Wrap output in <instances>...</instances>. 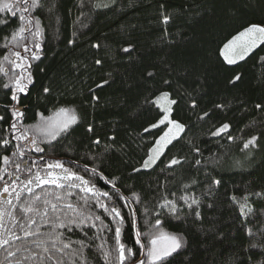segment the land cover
<instances>
[{"label":"trees","instance_id":"16d2710c","mask_svg":"<svg viewBox=\"0 0 264 264\" xmlns=\"http://www.w3.org/2000/svg\"><path fill=\"white\" fill-rule=\"evenodd\" d=\"M42 3V8L30 10L31 16H38L41 21L43 36L37 42L42 47L37 49L33 38L25 32V39L13 48L29 59L31 52L40 56L39 60H30L33 83L28 85L25 93L19 94L20 107L27 111L17 122L8 111L15 103L11 101V93L0 87V116L5 117L0 121V138H11L4 131L10 123H18L23 129L39 122L37 113L51 115L61 105L76 108L82 120L73 125L70 135L41 144L44 153L32 151L23 159L28 160L29 166L36 160L38 168L33 169V174L40 170L42 175L47 171L46 163L64 162L65 167L83 175L100 192H109L111 200L103 196L98 199L109 208L120 209L124 217L123 223H119V218L113 220L95 206L97 198L91 193L71 189L73 195L68 198L69 202L78 211L91 214L93 219L96 215L101 216L112 230L102 229L100 220L95 221L96 228L85 226L87 236L79 229L69 232L57 228V232L65 234V242L72 241V248L65 249L67 255L58 254L63 264H72L73 260L80 264L78 256H71L73 250L80 248V240L85 242L83 251L89 264H105L97 248L105 240V247L111 252V264H116V227L121 228V242L136 252V256L126 253L125 264H135L140 256V246L135 243L136 232L141 233V242L145 243L146 234L156 227V219L162 221L159 227L170 233L183 234L187 242L169 258V264H232L231 258L237 253L247 264L264 260L261 254L264 248L249 247L252 243L264 244V238L258 232L249 237L244 230L254 224L258 228L257 221H264V198L251 195L264 191V109L255 107L257 103H264V61L260 60L264 56V44L236 64L229 65L220 55L223 45L244 27L264 23V0H115L114 3L112 0H42ZM96 4L108 6L96 7ZM161 4L165 7L161 8ZM165 12L173 16L167 25L161 22ZM2 18L9 19V24L0 25V63L11 76L9 62L2 58L5 54L10 59L14 57L5 48L9 42L3 37L22 22L7 13H0ZM27 27L32 28V25ZM25 43L31 52H23ZM129 43L135 50L123 53L122 49ZM94 44L100 47L94 48ZM96 59H102V64H95ZM148 72H153L154 76L147 78ZM236 74L241 75V80L229 83ZM8 76L0 73V85L8 82ZM104 80L109 83L97 87ZM163 80H168L170 87L164 85ZM44 87H49L50 92L44 93ZM160 91L170 92L171 99L177 101L171 105V117L183 123L185 130L166 147L152 167L144 169L141 167L143 160L165 129L163 124L149 127L162 118L163 110L144 101L146 97L154 99ZM93 94L99 101L88 103ZM193 100L196 101L195 108L192 107ZM205 112L207 116H204ZM89 123L93 124L94 133L87 131ZM224 123L230 125L228 131L213 136L212 133ZM145 128L149 130L146 132ZM229 135L234 139L229 140ZM113 136L115 148L105 151L106 146L113 143L109 139ZM252 136H257V145L244 149V142ZM97 138L101 140L98 146L92 143ZM194 147L200 149L199 154ZM10 152L11 149L8 152L0 149V155H10ZM40 155L43 160L38 159ZM173 157L181 163L168 167ZM197 159L201 160L200 165L195 164ZM85 165L88 171L84 170ZM3 167L14 171L12 164L5 166L0 161V168ZM93 167L103 176L91 172ZM134 168L140 171L135 172ZM17 175L23 180L27 174ZM214 179L221 180V184L212 185V194L208 195ZM110 180H115V189L108 182ZM2 183L0 181V186ZM33 189L36 193L64 191L53 185L41 188L33 185ZM117 189L124 199L116 196ZM132 193L138 194L139 201ZM29 195L24 193L22 199ZM232 195H248L255 214L241 216L230 199ZM82 196L88 198L87 205L80 199ZM183 196L201 200L202 222H194L191 209L181 199ZM164 199L177 203V213L171 214L159 207ZM4 200L0 197V208L22 216L18 207L13 209ZM210 202L215 205L212 209L206 206ZM19 203L13 200V204ZM58 207L63 209L64 204ZM60 215L63 218L62 213ZM49 217L55 220L51 212ZM36 219L40 225L39 233L25 237L5 216L7 226L21 237L19 241H13L14 247L41 251L31 242L47 239L53 225L43 224L39 217ZM213 226L224 233L219 240L211 234L205 238V233H210ZM31 230L35 232L36 225ZM94 236L99 238L93 239ZM47 242L49 246L53 243L50 239ZM57 245L60 246L59 242ZM28 255L30 253L23 251L17 253L18 257ZM5 256L4 249L0 248V264H6ZM25 264L38 262L33 258ZM47 264L55 262L47 261Z\"/></svg>","mask_w":264,"mask_h":264},{"label":"snow or ice","instance_id":"6c2138e0","mask_svg":"<svg viewBox=\"0 0 264 264\" xmlns=\"http://www.w3.org/2000/svg\"><path fill=\"white\" fill-rule=\"evenodd\" d=\"M114 3L115 0H112ZM96 7H107V4H96ZM43 7L42 0H0V13L10 14L11 17L17 18L18 23L15 30L11 31L9 35H5L3 38L9 42L8 45H5V48L10 53V59L8 54L3 56L4 61L9 62V71L13 74L8 76V72L5 71V68L2 63H0V73H4L8 76V82L3 83L0 87L8 89L11 93V101L15 103L12 105L11 109L8 111L11 112V116L19 122L25 117V112L27 109H21L20 107V93H25L27 91L28 85L33 83L32 64L30 60H39L40 56L36 52H31L27 44L22 45L23 52H31V58L22 55V52L19 50H13L14 47L21 44V41L25 39V32H27L35 42V47L40 49L42 45L37 42L39 38L43 36L41 30V21L38 16H31L30 10H38ZM161 8L165 6L161 4ZM29 14V15H25ZM173 20V16L168 13H162L161 22L165 25L169 24ZM9 24V19L2 18L0 19V25L7 26ZM27 25H32V28L27 27ZM34 29V30H33ZM73 43V41H69ZM264 44V23H252L247 27H244L242 31H239L235 36H233L227 43L223 45L220 49V55L223 56L224 60L229 64H236L237 61H243L250 53L253 52L258 46ZM11 45L12 47H9ZM94 48H99V44L92 45ZM135 50V46L132 43H129L127 47L122 49L123 53H130ZM261 61H264V56L260 57ZM95 64L101 65L102 59H96ZM19 70V71H17ZM154 76L153 72L147 73V78H152ZM241 80V75L236 74L233 76L232 80L229 83H235L236 81ZM108 80H104L101 85L97 87H102L103 85L108 84ZM164 85L170 87V82L168 80H163ZM91 91V90H90ZM44 93H49L50 88L44 87ZM91 101H99V97L96 95H91ZM165 101L166 103H161ZM145 104H155L157 107L163 109V116L158 120L157 123H152L149 125L150 128H156L160 124H165L167 121V131L164 132L162 136L155 142L153 147L149 149V155L146 159L143 160L141 165L142 168L148 169L152 167L157 160L164 154V149L172 143L173 140H176L180 133L184 132L185 125L177 120L171 119V105L176 104L177 101L171 99V94L168 91H160L158 96L153 98L146 97ZM95 106V105H93ZM192 107H196V101H192ZM217 107H222V105H217ZM257 109H264V103H257L255 105ZM40 117L39 122L24 127L21 129L18 126V123H10L5 132L11 135V138L4 136L0 138V149H3L4 152H8L11 149L10 155L3 154L0 155V161L3 162L5 166L12 164L14 171L10 172L7 167L0 168V181H2V186H0V197L7 194V197L4 200V203L11 208H19V211L22 213L21 217L15 215L12 211H7L4 208H0V248H3L6 256V264H25V261L29 259H36L38 264H47V261H54L55 264H63L62 257H59L58 254H65V249L72 248V241L68 240L65 242L63 239L64 233L57 232V228L67 229L69 232L73 229H79L84 232V235L87 236V231H84L85 226L90 228H96V220L101 221L102 229L108 228L109 231L112 229L109 228L107 224L101 219V216L96 215L93 219L91 214H86L84 211H78L76 206L73 203L69 202L68 198L73 195L71 189H79L83 193H91L93 197H96L95 206L103 209L113 220L119 218V223H123L124 217L121 215L120 209L117 207H111L103 202H101L98 197L103 196L107 197L109 200L112 199V196L109 192H100L96 189L95 185H92L90 180L85 179L83 175L78 174L69 167H65L64 162L56 160L52 163H46L45 167L47 171L42 175L40 170H37L33 174V169H37V161L33 160L31 166L27 159H23L27 154L34 151L35 153H44L45 148L41 147V144H48L53 140H56L57 137H62L65 135H70L73 129V125H77L78 122L82 120V117L77 113L76 108L58 106L51 115L45 116L43 113H37ZM208 113L205 112L204 116H207ZM203 119V117H201ZM5 117L0 116V121H4ZM230 125L227 123L222 124L215 132L212 133L213 136L226 133ZM148 128H145L144 131H148ZM87 131L94 133V126L92 123H89L87 126ZM113 141L112 144L107 145L105 151L113 150L115 148V137H109ZM229 140L234 139L231 135L228 136ZM16 141L14 144L13 142ZM24 142V143H21ZM93 145H100L101 140L99 138L92 141ZM257 145V136H252L246 142H244V149H248L250 146L255 147ZM26 149L28 152H26ZM196 153H200L198 147H194ZM17 158V159H13ZM39 160H43V155L38 157ZM69 163H73L69 161ZM181 163V160L173 157L168 163V167L173 165H178ZM201 160L197 159L195 164L200 165ZM59 170L57 172L56 170ZM85 171H88L87 165H85ZM133 171L139 172L140 169L134 168ZM91 172L97 173L98 175L103 176L102 173L95 167L91 169ZM17 173H26L25 179H21L20 175ZM7 176V179L5 178ZM105 179H107L105 177ZM112 184V187L115 189L116 184L115 180L108 181ZM221 180L214 179L209 185L208 195L212 194V185L219 186ZM33 185L36 188H41L44 185H53L55 189H63V193L53 192L49 193L47 191H41L36 193L33 189ZM24 193L30 194L28 197L22 196ZM257 197L264 198V191H258L252 193ZM116 196L121 199H124L119 193V189L116 190ZM132 196L139 201L140 197L137 193H132ZM84 201V204H88L87 197H80ZM181 199L187 204V207L191 209V215L194 217V222H202L203 217L202 213L199 210L201 205V200L199 198H193L189 196H183ZM232 202L237 205L238 212L241 216L249 217L254 215V208L250 205L248 200V195L243 197H237L232 195ZM13 200L20 201L19 205L13 204ZM55 201V202H54ZM190 201V202H189ZM63 203L64 208L61 209L58 207L59 204ZM195 206V207H194ZM209 209L214 208V203H207L206 205ZM160 208L167 209L169 213H177V203L173 200L164 199L160 205ZM49 212L55 216V220H52L49 217ZM75 213L76 215H70L69 213ZM60 213H62L63 218ZM134 215V213H133ZM5 216H7L11 224L16 227L18 226L23 232L25 237H34L40 231V225L37 224V217L40 218L43 224L53 225L52 233H48L47 239H35L31 243L35 246L36 249H41V251H32L31 248H19L14 247L13 241H19L20 236L16 235L12 228L8 227L5 223ZM177 219L180 217L177 216ZM250 222V221H249ZM259 227L256 228L254 224L253 227H246L244 230L249 237H253L259 233L261 238H264V221H257ZM134 224V221H133ZM162 224L160 219L155 220V228L153 231L147 233L148 239L145 243L141 242V233L136 232L135 243L138 244L140 256L136 258L135 264H169V258L173 254L178 253V250L182 249L186 245V240L183 234L170 233L165 231L162 227H159ZM33 225H36V231H32L31 228ZM256 228V231L253 229ZM101 229V230H102ZM219 240L224 236L223 232H219L215 226H213L209 232L205 233V238H208V235ZM99 237H93V239H98ZM121 228H115V243L117 251V260L116 264H125L127 260V254L136 256V252L132 248H127L124 243L121 242ZM52 240L53 243L51 246L48 245V240ZM59 242V247L57 245ZM80 248L73 250L71 253L72 257H79L80 264H89L88 257L84 254V247H86L83 240L78 241ZM107 241L105 240L101 244L97 245V248L100 252V257L105 264H111V252L105 247ZM250 248L261 247L264 248V244L257 245L252 243L249 245ZM30 253L28 256L18 257L17 253L19 252ZM264 255V253H261ZM143 257V258H140ZM232 264H247V261L241 259L239 254H235L232 258ZM250 259V257H249ZM72 264H77L76 260L72 261ZM227 264V262H225ZM257 264H264V260L258 261Z\"/></svg>","mask_w":264,"mask_h":264},{"label":"rangeland","instance_id":"374dc122","mask_svg":"<svg viewBox=\"0 0 264 264\" xmlns=\"http://www.w3.org/2000/svg\"><path fill=\"white\" fill-rule=\"evenodd\" d=\"M222 57H223V56H222ZM237 62H238V61H237ZM161 103L163 104V103H166V102H165V101H161ZM161 109H162V108H161ZM171 109H172V107H171ZM162 110H163V109H162ZM171 114H172V112H171ZM171 119H172V117H171ZM163 125H165V129H164V132H165V131L168 130V129H167V121H166L165 124H163ZM164 132L161 134V136L164 134ZM180 134H181V133H180ZM180 134H179V135H180ZM158 139H159V138H158ZM165 149H166V148H165ZM165 149H164V150H165ZM6 197H7V196H6Z\"/></svg>","mask_w":264,"mask_h":264},{"label":"water","instance_id":"95a60500","mask_svg":"<svg viewBox=\"0 0 264 264\" xmlns=\"http://www.w3.org/2000/svg\"><path fill=\"white\" fill-rule=\"evenodd\" d=\"M3 197L6 198V195H4ZM141 258H143V257H141Z\"/></svg>","mask_w":264,"mask_h":264}]
</instances>
